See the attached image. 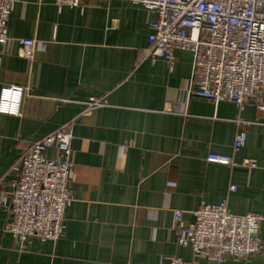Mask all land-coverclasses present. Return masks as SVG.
Segmentation results:
<instances>
[{
	"label": "crops",
	"instance_id": "0c3cea01",
	"mask_svg": "<svg viewBox=\"0 0 264 264\" xmlns=\"http://www.w3.org/2000/svg\"><path fill=\"white\" fill-rule=\"evenodd\" d=\"M155 18L123 0H85L84 8L17 0L8 35L38 46L33 60L17 41L0 51V95L25 88L21 114L0 113V264H170L175 256L264 264V110L193 96L189 52L175 51L173 70L144 53ZM91 99L104 105L84 114ZM240 119L247 141L235 151ZM71 121L74 201L64 234L57 242L31 238L22 250L4 230L10 211L1 193L12 190L14 167L32 143ZM211 152L237 165L209 163ZM245 158L258 167L243 166ZM221 202L236 215L263 216L260 253L219 263L179 246L174 212L188 226L201 204Z\"/></svg>",
	"mask_w": 264,
	"mask_h": 264
},
{
	"label": "built area",
	"instance_id": "2783aa9c",
	"mask_svg": "<svg viewBox=\"0 0 264 264\" xmlns=\"http://www.w3.org/2000/svg\"><path fill=\"white\" fill-rule=\"evenodd\" d=\"M141 5L156 13L151 21L149 47L144 53L153 62L163 59L173 70L175 51L189 52L193 60L191 94L216 103L229 101L239 111L253 103L264 110V0H123ZM17 0H0V51L17 41L20 55L33 60L38 41L12 39L8 22ZM59 8H84L85 0H56ZM25 95L22 86L5 87L0 95V113L19 116ZM104 102L91 99L84 114ZM241 129L234 150L247 141L248 123L239 120ZM74 135L72 121L34 141L14 170L12 190L1 193V204L10 214L4 230L13 235L25 250L28 241L61 239L65 230V213L74 201L70 175L75 165L72 157ZM54 148L57 155L49 157ZM209 163L237 165L231 155L209 153ZM242 165L258 167L254 159ZM234 188V187H233ZM183 211H175V230L180 247H190L199 257L219 263L227 258L247 259L261 252L263 240L258 213L236 215L227 203H203L193 211L194 221L186 226ZM170 264H192L175 256Z\"/></svg>",
	"mask_w": 264,
	"mask_h": 264
}]
</instances>
